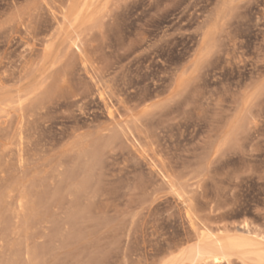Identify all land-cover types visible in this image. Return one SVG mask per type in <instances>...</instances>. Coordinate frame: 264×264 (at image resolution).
Here are the masks:
<instances>
[{
	"label": "rangeland",
	"instance_id": "rangeland-1",
	"mask_svg": "<svg viewBox=\"0 0 264 264\" xmlns=\"http://www.w3.org/2000/svg\"><path fill=\"white\" fill-rule=\"evenodd\" d=\"M71 1L0 0V264H168L201 227L264 229V0H103L45 56Z\"/></svg>",
	"mask_w": 264,
	"mask_h": 264
},
{
	"label": "bare ground",
	"instance_id": "bare-ground-1",
	"mask_svg": "<svg viewBox=\"0 0 264 264\" xmlns=\"http://www.w3.org/2000/svg\"><path fill=\"white\" fill-rule=\"evenodd\" d=\"M102 1L103 0H72L71 3L69 4V6H68V8H67L66 11H64V9L61 8V6H56L55 9L57 10V12L60 13L61 19L58 20L57 25H56V28H55L54 31L52 30V33L49 35V38L47 40H45L46 41L45 47L44 48L42 47L43 54L46 56V55H48L52 51L53 45L56 42L55 40H57L58 38H60V36L66 30H68L69 27L71 28V27L77 26L81 22H83L84 20H86L87 18L88 19H93L94 16L97 14L96 9L102 4L101 3ZM62 2H64V1H62ZM104 3L106 4L105 1H104ZM86 21L83 24H85ZM69 31L71 32V29ZM78 31H80V30L78 29ZM78 33L79 32L74 33V35L76 34L75 36H71L70 35L68 42L73 43L75 46L78 45L79 42H77V39L80 38L79 37L80 36V33L79 34ZM78 40H80V39H78ZM42 41H44V40H42ZM65 44H68V43H65ZM64 47H67V46H64ZM94 48H96V47H94ZM94 48L93 49H89L90 51H88V49H85V51L87 53V58H88V60H91V62H92V59L94 58V53H95V49ZM42 49H41V51H42ZM39 52H40V49H39ZM40 54H41V52H40ZM49 55L51 56V54H49ZM97 57H99V56H97ZM98 60H100V58ZM50 61H52V60H50ZM47 64H49V62ZM94 65H95V63L93 64V69H94L96 75L98 76L99 81H102L104 79V75H102V73L104 71L101 73L100 70H99L100 68L96 67L97 65L96 66H94ZM103 69H106V68H103ZM105 74H106V72H105ZM4 75L5 74H3V76ZM8 79H9V77H8ZM103 82H105V81L103 80ZM103 84H105V83H103ZM28 92L29 91H27V90L24 91L22 94L19 95L20 98H22L25 95H27ZM111 92L112 93L109 94V96H112L113 94L115 95V93H113L114 90L112 91V89H111ZM134 95L136 96V94H134ZM10 98H12V100H14L13 99L14 97H10ZM2 104L3 105H7V104H9V102L6 103L4 100L3 101H0V108H1ZM5 109H3V107L1 108V110H5ZM136 129H138V128H136ZM122 131H124V130L122 129ZM122 133H121V135H122V137H124V135H126V132H125L124 135ZM134 133H136V132H134ZM139 133H137V134H139ZM117 135H119V134H117ZM144 141H143V146H144ZM147 141H145V144L148 143ZM140 142H142V141H140ZM152 143L154 145V142H152ZM148 145L150 146V144H148ZM146 146H144V147H146ZM144 147H143V149H144ZM148 147H146V149ZM149 151H144V152H149ZM247 219H246V221H247ZM246 221L243 222V223L241 222L242 224H239V226L236 227V229H234L233 233H231V234H226V232L224 233V231H219L218 233H216V232H214L212 230H209L206 227H201L199 229V232H198V235H197L200 243L198 242L199 243L198 245L195 244V246H193V248L189 249L187 252H181L180 251L181 249L179 248V251L181 253L180 254H177L175 252L177 254V256L174 254V257L171 258L172 261L169 263L170 260L169 261L166 260V262L168 264H175V262H176L175 260L181 259V260H188L191 264H194V263H196L198 261H202L203 262V260H205L206 262L208 261V262H213V263H216V264H221L222 262H225L226 264H234L233 261H234V258H235V260H238V261L240 260V264H264V233H263L264 231H262L264 229L262 228L261 231H260L259 228L258 229L257 228H253L251 226L252 223L250 224V223H248ZM253 225L255 227V223ZM188 244H189V242H188ZM177 248H178V246H177ZM182 250L186 251L185 250V247L182 248ZM170 254H171V252H170ZM180 262L181 261H179V263Z\"/></svg>",
	"mask_w": 264,
	"mask_h": 264
}]
</instances>
